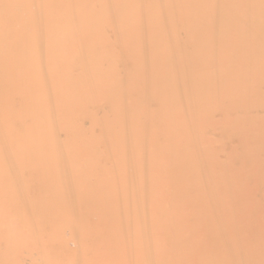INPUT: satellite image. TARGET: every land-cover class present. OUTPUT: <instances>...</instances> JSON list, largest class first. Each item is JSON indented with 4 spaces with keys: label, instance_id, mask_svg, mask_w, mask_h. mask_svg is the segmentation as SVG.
Instances as JSON below:
<instances>
[{
    "label": "bare ground",
    "instance_id": "6f19581e",
    "mask_svg": "<svg viewBox=\"0 0 264 264\" xmlns=\"http://www.w3.org/2000/svg\"><path fill=\"white\" fill-rule=\"evenodd\" d=\"M0 264H264V0H0Z\"/></svg>",
    "mask_w": 264,
    "mask_h": 264
}]
</instances>
